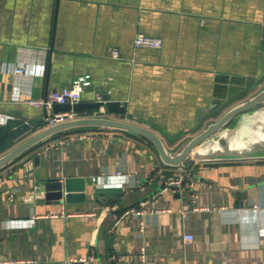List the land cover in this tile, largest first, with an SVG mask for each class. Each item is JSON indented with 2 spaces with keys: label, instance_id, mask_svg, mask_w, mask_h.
Instances as JSON below:
<instances>
[{
  "label": "crops",
  "instance_id": "0c3cea01",
  "mask_svg": "<svg viewBox=\"0 0 264 264\" xmlns=\"http://www.w3.org/2000/svg\"><path fill=\"white\" fill-rule=\"evenodd\" d=\"M138 32L160 37L162 47L135 48ZM262 33L264 0H0V123L23 115L40 123L34 133L45 110L25 100L88 76L78 102L93 104L96 93L126 102V117L173 148L225 99L264 85ZM159 166L149 142L122 132L78 130L43 143L0 172V259L264 264V159L197 169L196 204L207 210L191 209L188 194L165 192L143 213L122 214L161 187L150 179ZM55 175L84 177L85 200L29 198L40 177Z\"/></svg>",
  "mask_w": 264,
  "mask_h": 264
},
{
  "label": "water",
  "instance_id": "95a60500",
  "mask_svg": "<svg viewBox=\"0 0 264 264\" xmlns=\"http://www.w3.org/2000/svg\"><path fill=\"white\" fill-rule=\"evenodd\" d=\"M264 40V33H262ZM235 98V97H234ZM103 105L104 114L93 110ZM57 111L87 108L89 111L74 119L65 120L30 133L40 123L27 120L23 115H11L0 123V172L21 158L32 155L45 142L60 135L78 130L122 132L150 143L160 164L177 168L194 161H237L264 159V85L242 98L229 97L219 109L205 121L203 127L171 148L154 130L137 122L122 119L127 103L103 95V102L86 105L56 104ZM45 110V109H44ZM111 114L117 117H111ZM47 115L45 110L44 116ZM253 120V121H251ZM33 157L38 167L40 154ZM87 181L84 177L60 175L40 177L33 187V195H43L47 202L60 204L85 200Z\"/></svg>",
  "mask_w": 264,
  "mask_h": 264
},
{
  "label": "built area",
  "instance_id": "2783aa9c",
  "mask_svg": "<svg viewBox=\"0 0 264 264\" xmlns=\"http://www.w3.org/2000/svg\"><path fill=\"white\" fill-rule=\"evenodd\" d=\"M163 41L160 37L148 35L142 32H138L133 39V46L135 48L141 49H160L162 47ZM111 56L115 59L120 58L119 50L114 48L111 50ZM3 70V67L0 64V71ZM14 74H22V67H14L12 71ZM91 81L88 76H80L69 82V84L60 87L59 89H50L46 94L39 98H29L25 102L29 106H33L39 109H53V106L56 104H69L73 105L78 102L82 97V91L85 87L89 86ZM96 101L103 102V95L101 93H96ZM105 108L103 105L98 107V111L94 114H104ZM72 109L69 111H56L52 114H48L43 117L45 126H51L65 120H70L78 117ZM111 117H117V115L111 114ZM122 119L126 121H132L130 118L123 116ZM207 162L192 161L186 163L177 168H167L159 166L155 169V173L151 175L150 179H158L161 183V187L151 196L145 200H141L137 207H130L126 209L122 214L127 213H136L141 214L144 212L145 206L149 201H153L158 197L159 194L165 192H172L177 194H188L192 204L191 209L193 210H207L208 207L199 206L196 204V199L198 197L196 193V188L201 184V179L197 174V169H201L205 166ZM168 210V209H161ZM185 240H192L193 236L187 234L184 237ZM35 262L33 259H25V262ZM85 263L97 264L94 255H89L86 259L83 260ZM19 262H24L22 259L17 260L13 258H1L0 264H17ZM62 264H69V261H64Z\"/></svg>",
  "mask_w": 264,
  "mask_h": 264
},
{
  "label": "trees",
  "instance_id": "16d2710c",
  "mask_svg": "<svg viewBox=\"0 0 264 264\" xmlns=\"http://www.w3.org/2000/svg\"><path fill=\"white\" fill-rule=\"evenodd\" d=\"M144 140V139H143Z\"/></svg>",
  "mask_w": 264,
  "mask_h": 264
}]
</instances>
